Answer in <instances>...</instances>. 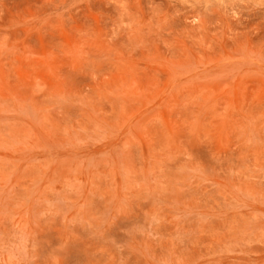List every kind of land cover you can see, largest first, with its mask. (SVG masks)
I'll return each mask as SVG.
<instances>
[{
  "label": "rangeland",
  "instance_id": "rangeland-1",
  "mask_svg": "<svg viewBox=\"0 0 264 264\" xmlns=\"http://www.w3.org/2000/svg\"><path fill=\"white\" fill-rule=\"evenodd\" d=\"M0 264H264V0H0Z\"/></svg>",
  "mask_w": 264,
  "mask_h": 264
}]
</instances>
